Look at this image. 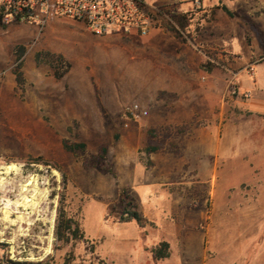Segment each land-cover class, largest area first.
Here are the masks:
<instances>
[{"label": "rangeland", "instance_id": "obj_1", "mask_svg": "<svg viewBox=\"0 0 264 264\" xmlns=\"http://www.w3.org/2000/svg\"><path fill=\"white\" fill-rule=\"evenodd\" d=\"M159 1L146 36L0 24V264H264V28ZM61 193L87 241L55 240Z\"/></svg>", "mask_w": 264, "mask_h": 264}, {"label": "built area", "instance_id": "obj_2", "mask_svg": "<svg viewBox=\"0 0 264 264\" xmlns=\"http://www.w3.org/2000/svg\"><path fill=\"white\" fill-rule=\"evenodd\" d=\"M81 23L92 35L137 34L146 36L154 24L145 0H0V24L35 25L44 29L54 18ZM136 119L146 115L138 104L129 108Z\"/></svg>", "mask_w": 264, "mask_h": 264}, {"label": "trees", "instance_id": "obj_3", "mask_svg": "<svg viewBox=\"0 0 264 264\" xmlns=\"http://www.w3.org/2000/svg\"><path fill=\"white\" fill-rule=\"evenodd\" d=\"M219 8L223 10V12H225L228 16H233L231 10L225 5L221 4ZM15 54H16V60L19 61L22 54V49L16 51ZM58 61L64 63L65 69L62 70L61 72H55L54 73L55 78H61L68 68V64L65 63L61 58H58ZM20 80H21V76L20 74H18L17 82H20ZM63 147L65 150L69 152L77 153L79 151H82L85 148V145L83 143H74L71 145H67L66 143H64ZM158 148H159L158 145H147L144 148V152L150 154L152 152H155ZM104 152H105V148H101V153ZM121 203L123 205V212L122 215L120 216L121 221L124 222L134 221L139 227H143L146 220L143 217V215L138 211L134 199L128 198L127 195H125L123 196V198H121ZM64 205H65V195L64 193H61L59 199V206L57 208L55 227H54L55 240L60 241L62 244H68L71 241H77V240L87 241V239L84 238L83 232L81 231L78 222L66 214ZM168 249H169V244L166 241H161L151 249V252L153 254L154 259L161 260L168 257L169 255Z\"/></svg>", "mask_w": 264, "mask_h": 264}, {"label": "crops", "instance_id": "obj_4", "mask_svg": "<svg viewBox=\"0 0 264 264\" xmlns=\"http://www.w3.org/2000/svg\"><path fill=\"white\" fill-rule=\"evenodd\" d=\"M146 1L150 2V0H146ZM190 1L191 0H161L158 2V4H162V3L167 4L171 9L175 10L176 12H180L184 8H187L188 5H190ZM201 2L203 6L213 9L215 11V15L217 19H223L225 16L227 18L231 17V16H228L225 12H223V10L219 8L221 4L225 5L226 7H230V5H233V6L248 5L249 7H253V10L255 11V13H258L256 16V20L259 21L261 23L262 28H264V0H201ZM218 26L219 25L216 22V25H215L216 35L222 30V28L220 29ZM168 252H169L168 257L161 259V260L154 259L152 252L151 254L154 260L160 261L163 263V262H166L168 258L170 257V246H169ZM125 264H140V262L137 260L136 261L128 260Z\"/></svg>", "mask_w": 264, "mask_h": 264}]
</instances>
